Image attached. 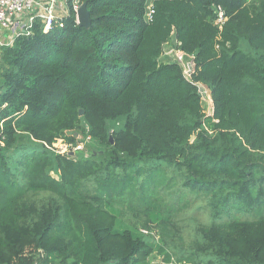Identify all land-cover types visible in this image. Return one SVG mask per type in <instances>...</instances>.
Wrapping results in <instances>:
<instances>
[{"label": "trees", "instance_id": "16d2710c", "mask_svg": "<svg viewBox=\"0 0 264 264\" xmlns=\"http://www.w3.org/2000/svg\"><path fill=\"white\" fill-rule=\"evenodd\" d=\"M79 2L0 49V264H264V0Z\"/></svg>", "mask_w": 264, "mask_h": 264}, {"label": "built area", "instance_id": "2783aa9c", "mask_svg": "<svg viewBox=\"0 0 264 264\" xmlns=\"http://www.w3.org/2000/svg\"><path fill=\"white\" fill-rule=\"evenodd\" d=\"M56 3L57 0H0V49L5 46H10L13 41L21 34H29V29L31 28L35 19H40L43 24V31L48 32L56 24L62 26V19L67 16L69 10L71 9L75 14L76 23H78V11L82 5L79 0H70V3H66L65 8L63 9L66 10L65 16H63V14L61 16L57 15ZM152 14L153 6L149 5L146 13L147 21L151 20ZM226 20L227 18L224 15L222 8L217 7L215 24L220 30L222 29V25ZM175 51V62L179 63L183 67L184 74L186 72L185 68L189 69V71L192 70V60L190 59L186 62L185 60L188 57L180 51ZM198 85L204 87L201 84ZM198 85L197 87H199ZM203 95H206V92H204V94L200 93L202 100L208 97ZM208 101L210 105L209 113H211V98ZM83 148L84 145L80 143L76 145L67 144L64 150L57 149V151L60 153H73L72 155H74L75 152L81 151ZM141 232L145 235H151L156 239V236L152 232L146 230H141Z\"/></svg>", "mask_w": 264, "mask_h": 264}, {"label": "rangeland", "instance_id": "374dc122", "mask_svg": "<svg viewBox=\"0 0 264 264\" xmlns=\"http://www.w3.org/2000/svg\"><path fill=\"white\" fill-rule=\"evenodd\" d=\"M170 48V49H169ZM168 50V51H167ZM167 53L165 52V54H163V58H160V62L164 63V62H170V61H175V56H174V52L175 48L174 45L170 46L167 48ZM162 57V56H161ZM190 60V58H186V62ZM185 75L188 77L189 76V69L185 68ZM199 86V85H198ZM199 91L201 94H204V92H206V95L203 96H208L207 98H205L204 100H202V106L204 108V111L206 113L210 112V105H209V93L207 91L206 88L199 86ZM68 143L63 142V140H58L54 146L56 149L58 150H64L66 145ZM81 151L83 152V155L81 156H87L89 149L86 148L82 149ZM79 155V153H77ZM179 183V181H178ZM180 187V183L178 185V189ZM178 193L173 192L172 198H175V195H177ZM180 195H182L180 193ZM183 198H185L186 200L188 199V209H186L182 215H181V221L179 222L182 226V236L184 237L185 241H188L189 238L191 239V237L193 236V228L195 227V225L197 224H207L210 222L211 217L208 214V204H207V199L204 196H198L195 197L193 196L190 192L184 191L183 192ZM239 214V213H238ZM240 216V215H238ZM248 216V215H245ZM244 217V216H243ZM227 216H222L221 219H226ZM129 222L133 223V219L130 218V221H126V220H119L117 228L119 230L123 229V227L126 226V224H128ZM162 257H156L154 256L151 260L152 264H163L162 262Z\"/></svg>", "mask_w": 264, "mask_h": 264}, {"label": "water", "instance_id": "95a60500", "mask_svg": "<svg viewBox=\"0 0 264 264\" xmlns=\"http://www.w3.org/2000/svg\"><path fill=\"white\" fill-rule=\"evenodd\" d=\"M78 24L80 26H88L89 25V17H88V12L86 9L85 4H82L79 11H78ZM83 112L80 111L79 115H82ZM73 153H71L70 155H72Z\"/></svg>", "mask_w": 264, "mask_h": 264}, {"label": "crops", "instance_id": "0c3cea01", "mask_svg": "<svg viewBox=\"0 0 264 264\" xmlns=\"http://www.w3.org/2000/svg\"><path fill=\"white\" fill-rule=\"evenodd\" d=\"M67 2H69V0H57L56 11H57L58 16H61L62 14H63V16L66 15V10H63V9L65 8V5ZM174 44H176L175 41H174Z\"/></svg>", "mask_w": 264, "mask_h": 264}, {"label": "clouds", "instance_id": "9594fccd", "mask_svg": "<svg viewBox=\"0 0 264 264\" xmlns=\"http://www.w3.org/2000/svg\"><path fill=\"white\" fill-rule=\"evenodd\" d=\"M176 45V44H175ZM188 57V56H187ZM188 58H190V57H188ZM191 59V58H190ZM183 68V67H182ZM184 70V69H183ZM198 84H200V83H198ZM197 84V85H198ZM202 85V84H201ZM205 87V86H204ZM198 88V87H197ZM207 89V88H206ZM209 92V91H208ZM210 95V94H209ZM210 98H211V96H210ZM212 102V101H211ZM206 113V112H205Z\"/></svg>", "mask_w": 264, "mask_h": 264}]
</instances>
